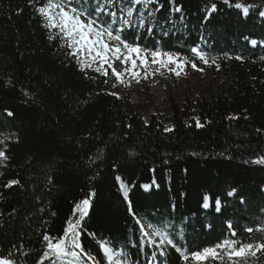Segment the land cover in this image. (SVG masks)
Here are the masks:
<instances>
[{"label": "trees", "instance_id": "1", "mask_svg": "<svg viewBox=\"0 0 264 264\" xmlns=\"http://www.w3.org/2000/svg\"><path fill=\"white\" fill-rule=\"evenodd\" d=\"M119 1L129 3L109 7ZM43 2L0 0V254L49 264L43 235L60 237L76 220L95 264H110L105 246L131 264H231L192 253L224 239L264 240L255 231L264 227V165L252 162L264 155V0H155L154 30L122 34L187 63L201 50L223 78L218 95L172 101L148 122L145 110L111 93L108 67L105 76L68 54L36 11ZM236 2L254 7L245 15ZM11 180L19 183L6 187ZM148 224L173 243L149 245ZM248 264H264V254Z\"/></svg>", "mask_w": 264, "mask_h": 264}, {"label": "snow or ice", "instance_id": "2", "mask_svg": "<svg viewBox=\"0 0 264 264\" xmlns=\"http://www.w3.org/2000/svg\"><path fill=\"white\" fill-rule=\"evenodd\" d=\"M229 2L230 0H224L225 4ZM111 3L112 0H95V5L93 6V0H45L36 11L44 18L50 30H57L56 35L70 49L68 53L70 56L79 58L86 53V62H82L83 67L92 68L93 64L98 63L99 66L95 68V71L105 76L108 75V71L104 65H108V68L112 69L111 74L118 83H124L123 74L115 68L114 63H109L110 60L121 62L125 66L124 73H127L131 78H136L137 82L140 75L139 69L141 68L145 70V78H147L149 63L159 67L175 65V69L182 70L185 61L181 60L178 54L161 51L160 49L149 50L146 46L141 47L128 42L126 37L122 35L130 28H144L149 33L154 30L152 27L153 13L158 11V9L150 7V5H153L155 0H129V3L118 11H113L109 7ZM234 7L241 9L247 15L250 8L254 7V5L246 6L243 3L236 2ZM215 10L216 5L213 3L209 11ZM257 10L259 16L264 18V10ZM134 11H141L142 14L134 15ZM174 11L179 13L182 9L176 7ZM105 37L108 38L107 42ZM49 38L51 39L52 37ZM112 41L117 43L113 45L110 43ZM252 43H255V41H252ZM191 51L205 64L209 62L201 50L193 48ZM149 57H151L150 61ZM137 61H139V64ZM129 64L130 67L128 66ZM191 66L196 68L194 63ZM169 71L174 70L170 68ZM175 74L180 75V71H175ZM8 115L11 116L13 113L9 112ZM196 126L201 127L202 125L197 122ZM165 131H171V129H165ZM3 144L4 141L0 140V145ZM6 159V150L0 149V161ZM252 162L264 165V155ZM18 183L19 181L17 180H11L6 187ZM234 192L235 189L230 191L228 195L232 196ZM208 200L209 197L205 195L204 207H208ZM220 203L221 201L217 199L216 204L219 206ZM88 206V199L77 205V210L81 213V217L87 215ZM137 223H140V221L138 220ZM79 224L80 220H76L74 224L70 223L60 237L53 238L49 233L43 235V240L46 242L44 257L49 261V264H78L81 257H85L92 264H95V257L91 256L90 253L86 254V251L82 250V244L79 239L80 232L78 231ZM147 229L152 230L148 231ZM246 231L252 233L254 229L249 227ZM255 231L264 233V227L257 228ZM141 234L146 237L149 245L156 248H160L165 243L169 245L173 243L165 233L156 230L151 224L143 226ZM231 236L235 237L236 233L232 232ZM156 237H160L158 243ZM103 251L110 264H131L125 254H114L113 249L107 246L103 248ZM257 253L264 254V240L245 243L235 239H224L213 247H205L202 251L193 252L192 259L202 262L209 259H223L226 256L231 264H248L250 258L257 257ZM13 255L10 252L5 258L3 254H0V264H16ZM183 259L188 260L189 257L184 256ZM149 264H152V261H149Z\"/></svg>", "mask_w": 264, "mask_h": 264}, {"label": "rangeland", "instance_id": "3", "mask_svg": "<svg viewBox=\"0 0 264 264\" xmlns=\"http://www.w3.org/2000/svg\"><path fill=\"white\" fill-rule=\"evenodd\" d=\"M125 6L119 1L116 11ZM105 41H108L107 37H105ZM110 43L115 45L117 42ZM85 57L86 53L77 58L81 67H83L82 62H86ZM150 60L151 57H149ZM109 63H114L115 68L123 74L122 79L124 80V83H118L112 75L117 88L111 93L117 98L127 96L126 101L130 106L145 110L146 122L151 116L157 114L159 107L164 109L172 101L180 105L196 97L206 98L218 95L223 86V78L215 66L211 63L205 64L198 57L191 63L185 61L182 70L175 69V65L159 67L149 63L147 78H145V70L141 68L139 69L138 82L136 78H131L127 73H124L125 66L121 62L110 60ZM137 63L139 64V61ZM193 63L196 64V68L191 66ZM97 66H99L98 63L93 64L92 68ZM105 66L108 67V65ZM128 66L130 67V64ZM170 68L174 71H169ZM109 69L112 73V69ZM175 71H180V75H176Z\"/></svg>", "mask_w": 264, "mask_h": 264}, {"label": "bare ground", "instance_id": "4", "mask_svg": "<svg viewBox=\"0 0 264 264\" xmlns=\"http://www.w3.org/2000/svg\"><path fill=\"white\" fill-rule=\"evenodd\" d=\"M110 263V262H109Z\"/></svg>", "mask_w": 264, "mask_h": 264}]
</instances>
